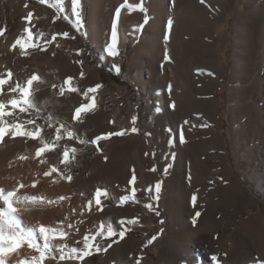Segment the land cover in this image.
Segmentation results:
<instances>
[{
  "label": "rangeland",
  "instance_id": "1",
  "mask_svg": "<svg viewBox=\"0 0 264 264\" xmlns=\"http://www.w3.org/2000/svg\"><path fill=\"white\" fill-rule=\"evenodd\" d=\"M161 1L166 13L162 33L158 34L157 30V4L154 0H145L149 23L142 32H134V26L143 23L144 14L139 12L132 22L125 19L118 55L109 56L105 41L109 40L115 8L122 1L83 0L84 27L77 31L75 17L67 11V0H63V12L38 0H0V11L5 18L2 28H6L0 36V73L11 70L13 77L9 85L24 82L32 74H43L40 77L44 83L36 87L49 90L55 100L73 94L75 99L91 102L94 95L95 107L82 113L80 121H71L77 128L86 125L96 111L109 116L110 121L101 134L87 139L73 129L81 139L91 141L97 136L125 131L122 136L112 135L97 144L65 139L60 142L61 148L56 149L54 165L73 179L93 160L105 162L116 146L126 145L127 154L140 167L136 202L128 201L125 206L120 204V197L113 200L108 196L102 200L106 207L125 206L126 214L121 217L124 221L138 219L136 224H125L129 230L124 239L107 250L129 241L127 253L120 258H110L106 264H135L137 259L140 264L264 261V0H205L204 4L200 0ZM19 7L23 8L22 12ZM28 12L33 13L30 24L26 20ZM169 18L173 20V35L165 43L163 37ZM26 26L34 34L33 43L46 51L29 47L27 55H21L19 47L12 50L17 38H26ZM11 30L15 35L7 49L6 38ZM84 31L87 37L81 34ZM63 32H68L69 37L57 35L56 41L45 43L51 41L52 35ZM178 38H183L182 42ZM148 44L154 46L153 53ZM183 44L185 49L186 45L191 47L185 50V68L176 52ZM165 49L171 58L167 61ZM120 65L121 71L117 72L116 67ZM169 67L175 71L174 77L168 74ZM89 75L93 78L87 82ZM69 77L78 91L65 89L60 95V87ZM53 84L57 87L52 88ZM97 84L102 87L86 96L87 89ZM9 85L4 86V91L8 92ZM38 106L41 108L37 119L43 128L41 136L51 143L58 126L55 121H62L52 109ZM157 107L160 108L158 113ZM71 112L69 110L67 117L72 118L75 110ZM49 115L53 117L52 127L46 120ZM133 116L137 117L135 125ZM132 127L138 131L131 132ZM181 132L183 143L179 140ZM37 145L41 146L39 141ZM65 145L78 149L67 169L59 163ZM35 161L40 165L38 159ZM153 168L156 171H150ZM147 177L153 187L161 182L158 202L150 199L154 193L146 191ZM193 195L197 197L195 206L191 201ZM146 203H152L160 215L145 208ZM209 204H216V210L223 214L214 226L203 231L201 215L195 217V213ZM246 221H250V226L243 228ZM109 223L110 220L105 226ZM112 226L117 231L121 228V225ZM190 227L195 232L188 235ZM89 232L94 233V230L89 229ZM153 235H157V239L148 245ZM112 239L119 238H97L102 248ZM213 256L217 257V262L212 260ZM90 257V264L103 261L97 252Z\"/></svg>",
  "mask_w": 264,
  "mask_h": 264
},
{
  "label": "snow or ice",
  "instance_id": "2",
  "mask_svg": "<svg viewBox=\"0 0 264 264\" xmlns=\"http://www.w3.org/2000/svg\"><path fill=\"white\" fill-rule=\"evenodd\" d=\"M39 3H47L51 7H55L58 12H63V0H38ZM145 0H139V3H130L129 0H123V2L115 8L114 18L111 22L110 36L106 44V52L109 56L118 55V25L121 19L122 10H127L129 13L138 11L144 14L143 23L135 25L133 28L134 32H142L144 26L149 23L148 10L144 7ZM201 4L205 3V0H200ZM71 12L75 17L74 25L77 31H80L84 27L83 23V9L82 0H70ZM27 6V5H25ZM59 18V17H58ZM33 19V13L28 12L26 20L30 24ZM67 19V17H65ZM173 28V20L169 18L166 23V31L163 37L165 43L169 41V36ZM6 28H0V36H3ZM24 33H26V38L21 36L15 40L12 44V50H16L19 47L21 55H27L26 49L29 47L35 48L40 47L41 51H46L47 49L40 46L38 43H33V32L31 28L25 27ZM83 36L87 37V32L81 33ZM43 34H41L42 36ZM57 35H62L64 38L69 37L68 32H63L59 34H54L51 37V41H45V43H51L57 40ZM73 39L75 37H72ZM59 45H57L58 47ZM164 59L170 60L167 49L164 52ZM78 63H82L79 62ZM117 72L120 71L119 67H116ZM83 77V72L80 73ZM211 75V73H210ZM13 73L11 70H7L5 73H0V143L5 140V137L11 138H26L32 141H39L41 146L35 151L34 159H39L41 165H45L47 161L42 158L44 153L53 152L56 149L61 148L60 142L67 139L68 141L76 140L80 144L92 143L97 144L98 141L102 139H107L112 135L122 136L125 131L109 133L105 136H97L91 141L81 139L77 136L76 132L67 126L65 123L59 120L55 121L58 126L55 129V138L51 143L45 142L41 136L43 128L37 123V119L40 118L41 108L38 106L35 93L38 91L36 87L39 84H43L44 81L38 74H32L24 82H16L14 85H9V81L12 80ZM9 85L8 93L4 92V86ZM64 86L60 87V95H63L65 89L69 92L78 91L77 88L72 86V78L69 77L63 82ZM55 84L52 88H56ZM102 87V85L97 84L95 87L87 89L85 95L88 93L95 94L97 89ZM94 95L91 97V102L88 104H82L80 107L75 109V113L72 116L73 121H80L81 114L91 111L95 107ZM174 107V105H173ZM155 111L160 112V108L157 107ZM22 116H27L24 119ZM137 117H132V124L135 125ZM48 126H53V117L51 115L46 117ZM187 123V121H185ZM138 129L136 127L131 128V132L135 133ZM63 133V134H62ZM179 140L181 143L184 142V136L181 132L179 135ZM172 142L169 141V144ZM78 149L76 147L63 146L62 158L59 163L64 165L67 169L71 163L75 160L76 153ZM147 155V153L145 154ZM20 161H26L30 159L29 156L21 155L18 157ZM107 159V158H105ZM11 166V165H10ZM150 171H156L155 168L150 169ZM166 171V170H165ZM53 174L59 179L71 182L73 180L72 175L65 174L57 166H50L46 171L43 172L44 177H51ZM14 179V178H13ZM135 170L132 171L131 179L128 181L129 185H134L136 182ZM39 180H33L30 187L35 189ZM29 185L16 181L13 185L9 187L0 186V264H61V262H73V261H84L85 257L91 256L93 252H106L108 248H111L113 244L119 243L123 240L127 231L129 230L125 227V224H136L138 219H129L127 221L121 220L119 223L121 228L119 231L114 229V227L109 223L107 226L101 224L98 230L92 234H84L82 240H77V245H82L80 247L71 246L67 242L71 230L74 228L79 231V228L75 224L70 222L68 215H65L64 219L58 221L56 224H45L37 222L35 224H30L25 221L21 215L23 211H26L29 207H47L60 203L61 201L69 200L68 196H58L56 199H49L43 195H29L21 192L22 189L28 188ZM138 191L137 188L133 187L131 189L132 195H124L120 197V204L123 205L127 201L136 202L135 193ZM146 191L154 193L150 199L154 201H159L161 193V182H156L154 187L149 186ZM81 196L84 193H80ZM109 193L106 189L97 188L92 195V198L87 200L85 205L88 211L93 210L95 206L96 211H102V200L107 198ZM197 197L193 195L191 201L193 206L196 205ZM150 212H154L156 216L160 215V212L153 206L152 203H146L144 205ZM84 209H81L83 212ZM72 214H76V210H72ZM200 212L195 213V217H199ZM195 217L193 218V224L196 223ZM82 223V221H81ZM163 223V221H161ZM163 229H161V233ZM101 240H106L112 237H118L119 239H112L111 243L107 244L106 248H102L100 242L97 238ZM157 239V235H153L147 242L148 245L152 244ZM27 246L28 249L34 251V255L31 257H25L24 259H17L12 261L10 254L18 253V249L23 246ZM147 246V245H146ZM212 260L217 262V257L213 256ZM135 264H140V259H137ZM218 264V262H217ZM252 264H264V261H253Z\"/></svg>",
  "mask_w": 264,
  "mask_h": 264
},
{
  "label": "bare ground",
  "instance_id": "3",
  "mask_svg": "<svg viewBox=\"0 0 264 264\" xmlns=\"http://www.w3.org/2000/svg\"><path fill=\"white\" fill-rule=\"evenodd\" d=\"M120 1L123 2V0H120ZM160 1L161 0H154V2L157 4L156 7H158V9L155 10V12L157 11V14H158L156 16L159 17L158 18L159 21L157 20L159 23L158 28H157L158 34L162 33V29L164 25L163 20H165V17H166V13L164 12V9L162 6L163 2L161 1L162 2L161 3ZM129 2L135 4V3H139V0H129ZM82 4H83V0H82ZM18 9L19 11L22 10L20 7ZM101 10L104 11V9H101ZM67 11H68V14L74 17V15L71 12L70 0H67ZM16 13L18 12L16 11ZM103 14L104 13H102V15ZM138 14H139L138 11L129 13L126 9L122 10L121 19L118 25V35H119L118 47L122 43L121 33L124 28L122 26L123 21L125 19H129L132 22V20L135 17H137ZM101 21L102 20L100 18L99 22ZM15 23L16 24L19 23L17 22V19ZM128 24L130 23L128 22ZM171 34H172V31L170 35ZM14 35H15V32L14 31L12 32L11 30L10 33L7 35L5 48L8 49L10 47L11 45L10 42L11 40L14 39ZM104 37H103V40H104ZM178 39H179V42H182L183 38H178ZM103 40L101 42H104ZM105 42H108V40ZM184 44L182 45L180 50L176 51L177 55L179 54L180 56V57L177 56V58L181 60L180 63L182 64L183 68H185V65H186L185 64V50L191 49V47L188 48V45H186V49H185ZM148 46H151V45L148 44ZM144 47H146V44ZM154 50H155L154 46L152 45L150 47V51H152L153 53ZM32 58H35V57H32ZM35 60L33 62H35ZM35 67L37 66L35 65ZM41 68L43 69V67ZM33 69H36V68H33ZM147 70L149 71V69ZM167 72L171 77L172 76L174 77L175 71L171 67L167 68ZM37 73L41 74V72H37ZM92 78H93V75H89L86 78L87 82L91 81ZM138 78L139 79L142 78L141 73L138 74ZM41 85H39V87ZM42 88L40 89L38 88V91L35 93L38 105H40L42 108L52 109L56 117H60L61 121L65 123L67 126H69L71 129H77L79 134H81V136L84 137L85 139H87L91 135H94L100 132L102 133L103 132L102 130H104L106 127V124H108L107 122L110 121V118H108L109 116L106 117L107 115H104L103 113L96 111V112H93V114H91L92 116L89 119L90 121L86 125H83V126L81 125L77 128V126H75L73 122L71 121V118L67 117L69 116L68 115L69 110L73 112L77 107H80L82 104H88L90 102L81 100V99L80 100L75 99L76 96H73V94L72 95L70 94L69 98L64 96L60 99L55 100V98L52 97L51 92H49V90L45 88L42 89ZM4 92L6 94L8 93L7 91H4ZM37 142L38 141H32V140L21 138V137H17L14 139L11 137H5V140L2 143H0V186L9 187L13 185L16 181H21L29 185L28 188L21 190V192L24 194L43 195L49 199H56L58 196H68L70 197V199L66 201H61L58 204L47 206V207H29L26 211H23L21 213L23 219L30 224L41 222L45 224L54 225L58 221L63 220L65 215H68L70 218V222L75 224L76 227L79 228V231L77 232L75 228L71 230L67 242L69 243V245L77 246V247L82 246V245L76 244L77 240H82V237L84 234H92V232L91 233L89 232V229H93L95 233L98 230L99 226L101 224L105 225L108 220H110L112 225L114 226L120 225L119 222H120V219H122L121 217L126 214L125 204L128 201L124 203L125 205L124 207L120 205H116V207L111 208V207H106L102 204V208H103L102 211H96L95 206H93L92 211H88L85 205L87 203V200L92 198L94 190H96L97 188L106 189L109 193V197H111L113 200H117L119 197H122L124 195H132L131 189L133 187L135 188L138 187V183H139L138 176L141 170H140V167H137V165L135 164V159L131 157V155L127 154L126 152L127 146L124 145L123 147H117V146L114 147L112 149L110 156L105 162L102 163L99 159L93 160V162L81 172L80 176L77 179H73L71 182H68L66 180L59 179L56 176V174H53L51 177L43 176V172L46 171L48 167L55 166L54 163H55L57 150L51 152L50 154L44 153L42 158L45 159L47 163L45 165H41V164L38 165L35 161L37 159L32 158L35 156L36 149L40 147L39 145H37ZM21 155L29 156L30 159L26 161H20L18 157ZM140 162L142 164L145 163L143 159H140ZM133 170H135L137 179L134 185H129L128 181L131 179ZM145 173L148 174L147 171H145ZM147 176L150 177L149 174ZM148 177L146 179L147 188L151 186V182ZM33 180H39V183L37 184L35 189L30 187L31 182ZM80 193H84V195L81 196ZM136 193H135V196H136ZM181 202H179V204ZM73 209L76 210L75 215L72 214ZM81 209H84V211L81 212ZM200 213H201V223L200 224H203V227H202L203 231L204 229L209 230L212 226H214L215 221L218 220L223 214V213H219L216 210V204L206 205L203 209L200 210ZM129 214L131 218L134 217L132 212ZM250 221H246V223H244L242 227L243 228L249 227ZM179 223L180 222H177L176 224H179ZM193 232H195L194 228L190 227L188 229V235H190ZM237 233L240 234V231H238ZM176 236H179V232L177 233ZM128 243L130 242L124 241L116 248H112L109 251H106L104 253L103 252L97 253V256L103 257V261L100 264H106L110 258L111 259L120 258L121 255L126 254L128 251L127 250ZM18 253L19 255H17V253L10 254L12 261H15L17 259H24L25 257H31V255L35 254L34 251L32 249H28L26 245L18 249ZM90 261H91V257L88 256V257H85L84 261L82 262L73 261V262H67V264H90ZM45 264H48V262L46 261ZM61 264H65V262H61Z\"/></svg>",
  "mask_w": 264,
  "mask_h": 264
},
{
  "label": "crops",
  "instance_id": "4",
  "mask_svg": "<svg viewBox=\"0 0 264 264\" xmlns=\"http://www.w3.org/2000/svg\"><path fill=\"white\" fill-rule=\"evenodd\" d=\"M5 21V18H3V15H2V13H1V11H0V28H2L3 27V22ZM7 39V38H6Z\"/></svg>",
  "mask_w": 264,
  "mask_h": 264
},
{
  "label": "trees",
  "instance_id": "5",
  "mask_svg": "<svg viewBox=\"0 0 264 264\" xmlns=\"http://www.w3.org/2000/svg\"><path fill=\"white\" fill-rule=\"evenodd\" d=\"M121 68H122V66L120 65V67H119L120 71H121ZM111 78L114 80V77L113 76Z\"/></svg>",
  "mask_w": 264,
  "mask_h": 264
}]
</instances>
